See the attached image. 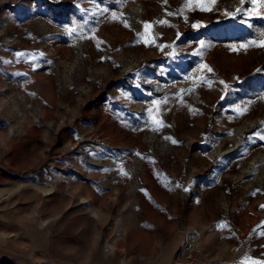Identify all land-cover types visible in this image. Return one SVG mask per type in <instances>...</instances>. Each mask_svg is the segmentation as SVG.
I'll use <instances>...</instances> for the list:
<instances>
[{"label":"rangeland","instance_id":"obj_1","mask_svg":"<svg viewBox=\"0 0 264 264\" xmlns=\"http://www.w3.org/2000/svg\"><path fill=\"white\" fill-rule=\"evenodd\" d=\"M186 4L0 0V264H264V8Z\"/></svg>","mask_w":264,"mask_h":264},{"label":"snow or ice","instance_id":"obj_2","mask_svg":"<svg viewBox=\"0 0 264 264\" xmlns=\"http://www.w3.org/2000/svg\"><path fill=\"white\" fill-rule=\"evenodd\" d=\"M195 2H196L197 4H199V5H201V10H202V11H212V10H214V8H215V6H216V4H217V0H195ZM245 2H246V0H239V3H240L241 5H243ZM251 2H252L253 4H259L260 7L264 8V0H251ZM165 3H167V0H165ZM191 3H192V0H188V4H186V7L190 6ZM181 11H182V10H181ZM254 11H256L255 8H253V9H249V10L247 11V16L251 17V16H252V13H253ZM242 12H244V9H243L242 7H237L235 12H227V11H225V12L223 13V15L228 16V17L235 18V16H236L238 13H242ZM167 15L171 16V15H174V13H172V12H168ZM113 18H114V19L117 18L115 13H113ZM123 23H124L125 27H129L127 21H123ZM159 23L167 24L168 21H167V20H162V21H160ZM199 26H200V25H199L198 23L193 25V27H199ZM144 27H145V29H148V28L150 27V24H149L148 22H144ZM145 42L148 43L149 41H145ZM151 42H154V40L151 41ZM253 43H254V42H253ZM259 46H260V47H264V42H262ZM159 47L163 48V47H165V46H164V45H159ZM240 47H242V48H247L248 45H241ZM201 67L207 69L209 72L212 71V69L209 68L206 64H205V65H202ZM220 83H224V82L221 81ZM210 85H211V82L209 81V86H210ZM226 87H227V85H226ZM155 103H160V102H159V101H156ZM246 110H247V109H245V111H246ZM237 111L239 112L240 110L237 109ZM241 114H242V113H241ZM157 123L160 124L161 127L163 126L162 122L157 121ZM166 138H167V137H166ZM260 138H261V139H264V136H261ZM172 142H173V143H176L175 140H173ZM123 174H124V175H127V173H123ZM261 207L264 208V205H261ZM220 227H226V225H223V224H222V225H220ZM251 264H258V262H257V261H251Z\"/></svg>","mask_w":264,"mask_h":264}]
</instances>
